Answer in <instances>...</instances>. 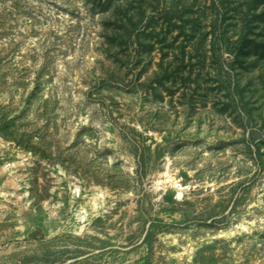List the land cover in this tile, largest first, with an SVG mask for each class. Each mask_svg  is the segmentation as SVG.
<instances>
[{
    "label": "rangeland",
    "instance_id": "374dc122",
    "mask_svg": "<svg viewBox=\"0 0 264 264\" xmlns=\"http://www.w3.org/2000/svg\"><path fill=\"white\" fill-rule=\"evenodd\" d=\"M0 264H264V0H0Z\"/></svg>",
    "mask_w": 264,
    "mask_h": 264
}]
</instances>
